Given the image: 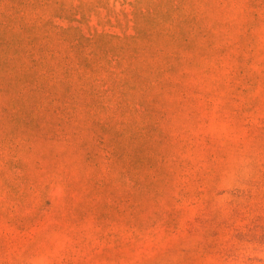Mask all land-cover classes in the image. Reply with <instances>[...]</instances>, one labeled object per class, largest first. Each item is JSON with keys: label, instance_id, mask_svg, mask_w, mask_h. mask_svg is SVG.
Here are the masks:
<instances>
[{"label": "rangeland", "instance_id": "374dc122", "mask_svg": "<svg viewBox=\"0 0 264 264\" xmlns=\"http://www.w3.org/2000/svg\"><path fill=\"white\" fill-rule=\"evenodd\" d=\"M0 264H264V0H0Z\"/></svg>", "mask_w": 264, "mask_h": 264}]
</instances>
